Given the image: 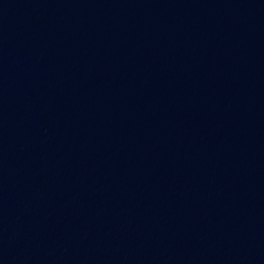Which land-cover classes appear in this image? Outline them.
Returning <instances> with one entry per match:
<instances>
[{"label": "water", "instance_id": "water-1", "mask_svg": "<svg viewBox=\"0 0 264 264\" xmlns=\"http://www.w3.org/2000/svg\"><path fill=\"white\" fill-rule=\"evenodd\" d=\"M0 264H264V0H0Z\"/></svg>", "mask_w": 264, "mask_h": 264}]
</instances>
